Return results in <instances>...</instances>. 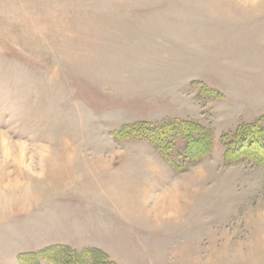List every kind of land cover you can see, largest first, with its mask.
Returning a JSON list of instances; mask_svg holds the SVG:
<instances>
[{
    "label": "rangeland",
    "instance_id": "1",
    "mask_svg": "<svg viewBox=\"0 0 264 264\" xmlns=\"http://www.w3.org/2000/svg\"><path fill=\"white\" fill-rule=\"evenodd\" d=\"M239 96L252 102L230 109ZM179 120L212 144L196 162L171 133L175 170L141 134L117 137ZM254 122L264 0H0V264L55 246L264 264V167L224 158Z\"/></svg>",
    "mask_w": 264,
    "mask_h": 264
},
{
    "label": "trees",
    "instance_id": "2",
    "mask_svg": "<svg viewBox=\"0 0 264 264\" xmlns=\"http://www.w3.org/2000/svg\"><path fill=\"white\" fill-rule=\"evenodd\" d=\"M129 128H127V131L130 136H126L127 134L124 132L123 134L117 132V137L122 135V138H136L141 134L174 170L176 169L173 166L174 164L168 159L171 156V148L166 141L171 135H181L188 146L184 148L182 153H178V155L189 157L196 162L209 152L210 145L212 144L211 138L203 128L189 121H169L163 122L160 125H150L143 122L137 129L133 127ZM253 153L255 154L254 157H249V154ZM224 158L228 163L239 159H248L254 161L259 167H264V127L255 122L239 126L233 134L232 140L227 144ZM27 256L31 260L39 257L51 264H112L99 251L85 250L78 254L69 251V248L61 246L46 249L37 255H21L18 264H25Z\"/></svg>",
    "mask_w": 264,
    "mask_h": 264
},
{
    "label": "crops",
    "instance_id": "3",
    "mask_svg": "<svg viewBox=\"0 0 264 264\" xmlns=\"http://www.w3.org/2000/svg\"><path fill=\"white\" fill-rule=\"evenodd\" d=\"M208 84V83H207ZM212 83H210L209 85H211ZM218 89V88H217ZM220 92H224L225 93V91H222L223 89L222 88H220V89H218ZM225 95H226V93H225ZM230 97H226L225 98V103H223V105H222V107L224 106V105H226V103L228 102L227 100L229 99ZM239 99V100H238ZM235 100L236 101H238V105L236 106V107H229L230 109H236V108H238L239 110H244L245 108H246V104L247 103H249V102H252L251 100H249V99H246L245 97H240L239 96V98H233V102H235ZM232 101V100H231ZM233 103H231V105H232ZM236 105V104H235ZM234 105V106H235ZM230 106V105H229ZM222 107H220V109L222 108ZM144 161H146V159L145 158H142ZM141 158H139V160H142Z\"/></svg>",
    "mask_w": 264,
    "mask_h": 264
}]
</instances>
